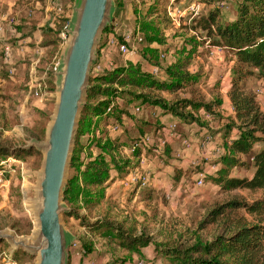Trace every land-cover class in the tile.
<instances>
[{"label":"rangeland","instance_id":"rangeland-1","mask_svg":"<svg viewBox=\"0 0 264 264\" xmlns=\"http://www.w3.org/2000/svg\"><path fill=\"white\" fill-rule=\"evenodd\" d=\"M121 1L124 5L123 11H116L114 22L108 27L110 30L115 23H118L122 33L125 30H132L136 24L141 23L140 15L141 19L145 14L150 16L149 20L159 24L165 39V45L155 44V47L162 51L163 66H168L181 57L188 65L187 70L198 76L197 81L186 80L182 87L175 91L151 88L145 89V92L170 103L187 98L204 103L221 99L224 102L221 109L227 118L226 115L230 113L227 98L230 97L232 69L236 58L228 50L219 55L199 33L198 41L205 42L201 45L202 53H196L187 60V54L180 55V51L186 46V40L191 38L190 35L194 37L190 29L194 25L179 28L173 24L167 9L171 0ZM189 1L177 0L173 6L184 7ZM197 1L203 9V16L215 7L213 4H208L206 0ZM74 2L75 0H0V21L7 18L15 19L14 26L9 32L7 31L8 42L17 45L21 41L20 44H26L29 49L26 55H19L14 49L13 76L7 75V68L4 64H0L1 147L23 150V147L32 139L41 142L45 140L46 128L53 116L57 100L56 86L49 82L52 79L50 73L53 70L55 72L61 62L62 49L67 38L64 39L60 35L59 38L65 41L59 45L51 44L56 41L55 32L59 31L67 18L70 20ZM237 12L236 2L231 0L228 8L223 10L220 22L234 20ZM110 30L103 34L102 42L97 50V62L100 61L103 40ZM38 48L43 49L42 54L35 53ZM112 56L121 65L119 55L113 52ZM32 59L37 62L36 65ZM151 62L143 58L130 64L138 65L142 72H149L153 69ZM33 65V73L38 79L35 85L40 88L37 94L30 93L29 90L30 71ZM92 73L96 74L94 71ZM159 77L163 80L167 76L162 72ZM54 80L56 81V77ZM128 90L133 93L141 92L137 87L131 86ZM246 90L257 99L263 98L264 78L248 79ZM100 99V96L95 100L92 99L91 103L95 104ZM115 103L118 108L127 110L128 115H125L120 131L117 133L110 131L111 134L114 137H120L125 144L133 139L146 140L148 137L150 139L143 145L142 153L141 149L139 150V156H134L131 152L132 145L120 147V150L116 152L117 161L123 164L126 160H130L131 168L123 171L119 178L121 181L115 179L107 185L104 192L105 199L101 205L83 203L73 205L85 221L93 225L108 221L124 231H130L136 235H150L160 243H184L189 246L196 243L197 236L210 241L215 235L225 233L237 223L244 225L257 223L256 216L241 208L228 210L217 221L206 222L212 210L231 201L251 203L264 197L263 191H224L210 179L217 174L219 166L216 161L223 153L224 145L221 134L217 132L222 125L212 114L200 111L198 117L201 123L192 124L177 119L171 114H164L158 108L146 106L137 112L138 107H128L127 104L122 105L116 101ZM85 108L81 122L84 118H90L84 113ZM190 110L189 107L186 112ZM39 130L42 132L45 130L43 137L31 136ZM87 139L88 135L82 141ZM34 150L37 152L36 149ZM90 153L94 157L97 155L95 149L88 147L83 156L85 157L86 154L90 158ZM23 158L18 160L5 155L0 156V232L12 231L20 238L32 239L37 229L34 218L35 188L44 157L37 152L33 156ZM177 169L185 170L181 180L177 178ZM136 170L137 181L142 177L144 184L142 186L140 184L125 185L128 176L134 174ZM251 171L239 167L232 173L239 177H249ZM116 173L113 168L112 174L116 176ZM73 174L74 169L71 165L69 180ZM200 179H203L202 185L199 184ZM65 203L69 208L72 207L66 198ZM63 219L75 239L74 243L77 238L93 243L94 251L88 256L89 263L104 259L105 264H134L132 252L127 253L119 246L118 238L113 230L108 228L90 230L88 226H83L80 219L71 217L69 213H66ZM76 244L79 248V243ZM71 252L72 255L76 254L78 249L74 250L71 247ZM21 253L24 252H13L7 241L0 242V264H37V257L26 253L24 256ZM162 260L164 264H167L165 259L162 258ZM80 261L81 264H85L84 259Z\"/></svg>","mask_w":264,"mask_h":264},{"label":"trees","instance_id":"trees-1","mask_svg":"<svg viewBox=\"0 0 264 264\" xmlns=\"http://www.w3.org/2000/svg\"><path fill=\"white\" fill-rule=\"evenodd\" d=\"M221 1L206 0L208 4L215 5L214 9L202 15L191 29L202 34L203 39L206 38L211 47L224 48L236 58L230 88V99L235 117L225 118L221 111L224 104L221 99L204 103L187 98L170 103L145 92V89L151 88L175 91L181 88L186 80H198V76L187 70L188 65L181 57L175 59L170 65L163 66L162 51L152 47L154 44L165 45L162 30L159 24L149 20L150 16L145 14L140 23L141 30L146 33V46L141 55L152 61V66L167 77L161 80L152 72H142L140 67L134 64L119 66L102 75H93L91 89L88 92V104L84 112L92 119L84 118L81 122L72 163L74 174L65 191L66 200L72 204L69 215L80 219L83 226H88L90 230L105 228L113 230L118 238L119 246L127 251L139 253L142 248L153 245L158 256L165 259L168 264H264V197L251 201V203L234 200L212 210L206 222L217 221L228 210L240 208L256 216L258 221L252 225L237 223L225 233L215 235L210 241L196 235V243L190 246L184 243H160L150 235H136L108 221L93 225L85 221L73 205L77 203L101 205L105 199L106 186L112 180V169L114 168L118 175H122L123 171L131 166L130 160H126L123 164L118 162L116 152L120 150V147L133 146L138 140L133 139L125 144L120 137H114L110 132L113 125H122L125 115H128L127 110L112 105V101L117 99L124 101L122 105L127 104L128 107L158 108L164 114H171L177 119L192 124L201 123L198 117L200 111L212 114L222 125L217 132L221 134L224 145L223 153L216 161L219 166L217 174L211 176L210 179L228 192L234 190L264 192V111L261 110L257 97L246 90L248 79L264 78V0H234L238 8L236 18L226 23L220 22L223 10L218 6ZM123 6L121 0H116V11H123ZM68 22L69 18L64 21L59 31L55 32L56 41L54 43L51 41L49 45L51 43V45H59L65 41L59 36L62 32L67 34ZM109 30L107 28L105 31ZM51 33H53L52 30ZM10 43L14 47V44ZM202 44L205 42L200 43L195 37L188 38L180 55L187 54V60H190L196 53H202L200 50ZM50 74L52 79L49 82L55 84L54 70ZM130 86L137 87L141 92L129 91ZM99 96L101 99L92 104V99L95 100ZM189 107L191 110L186 112ZM44 132L45 130L43 132L39 130L31 136L43 137ZM87 135L88 139L83 142L82 139ZM88 147L96 150L95 157L91 153L90 158L86 154L85 157L83 156ZM36 153L34 149L22 150L0 146V156L5 155L18 160H23V157L33 156ZM138 154L140 151L134 153L136 156H139ZM239 167L252 170L251 176L233 175L232 171ZM177 174L178 180H181L185 172L178 171ZM76 243H79L78 253H81L83 258L93 253L92 242L77 238Z\"/></svg>","mask_w":264,"mask_h":264},{"label":"water","instance_id":"water-1","mask_svg":"<svg viewBox=\"0 0 264 264\" xmlns=\"http://www.w3.org/2000/svg\"><path fill=\"white\" fill-rule=\"evenodd\" d=\"M115 0H75L66 28L67 39L56 77V105L43 142L32 139L23 148L36 149L43 163L34 197L37 229L32 239L0 232L13 252L37 257V264H69L74 238L64 222L71 212L65 203L82 113L91 89L93 69L105 30L114 22Z\"/></svg>","mask_w":264,"mask_h":264},{"label":"built area","instance_id":"built-area-1","mask_svg":"<svg viewBox=\"0 0 264 264\" xmlns=\"http://www.w3.org/2000/svg\"><path fill=\"white\" fill-rule=\"evenodd\" d=\"M231 0H222L219 3V8L221 10H226L228 8V4ZM177 0H171V3L167 7L168 9V16L170 17L173 24H175L179 28H183L185 26L191 27L192 25L196 24V21L199 20L202 17V11L200 3L197 0H190L184 7H174ZM176 14V15H175ZM141 20V15L140 18ZM15 24V19H3L0 21V63L3 62L4 65L7 66V72L9 75H14V47L11 43L8 42L7 39V31L9 32L12 27ZM113 28L110 30L109 34L105 36L103 40V45L101 46V57L100 61L97 62V64L94 67V73L97 75H102L105 72L109 70H113L114 68H117L121 66L118 64L113 58V52L117 53L119 55V58L122 60V67L129 66V64L135 60L139 59L141 57L142 50L144 49V46L146 44V38H145V32L141 30L140 23L136 24V26L132 30H125L123 33L120 31V27H118V23H115ZM191 29V28H190ZM192 35L197 38V40H200L199 33L194 31V29H191ZM61 36L66 39L67 34L62 32ZM209 44V42H207ZM211 47V46H210ZM23 48L20 47V49H17L18 51H22ZM212 49H215L217 53L223 54L226 49L221 47H212ZM43 49H37V54H42ZM163 58H165L163 56ZM34 65H36L37 62H33ZM34 65L30 71V78L31 82L29 85L30 93L37 92L40 90L35 83H38V79L34 75ZM154 75L159 76L162 72L159 71L157 68H153L151 71ZM42 80H40L41 82ZM43 83V82H42ZM41 83V84H42ZM39 86V85H38ZM116 102L123 104L124 101H121L120 99L113 100L112 105H116ZM112 110L109 109V112ZM137 112H140L141 109L137 108ZM120 131L119 125H113L111 127L112 133H117ZM150 137H148L146 140H149ZM144 138L141 140H138L137 143H135L131 147V152L136 153V151H139L140 149L144 148L143 145L147 142ZM137 170L134 171V174H130L125 182V185L129 184H140L143 185L144 181L142 177H140V180L137 181L136 174ZM129 174V173H128ZM199 184H203V179L199 180ZM72 249L77 250L78 245L74 243L72 245ZM78 256L83 257L81 253H76Z\"/></svg>","mask_w":264,"mask_h":264},{"label":"crops","instance_id":"crops-1","mask_svg":"<svg viewBox=\"0 0 264 264\" xmlns=\"http://www.w3.org/2000/svg\"><path fill=\"white\" fill-rule=\"evenodd\" d=\"M190 37L192 38V36L190 35ZM20 43H21V41H20ZM20 43H18V44H20ZM18 44L17 45H15L14 46V49H16L15 51H17L18 53L17 54H19V55H26V53L29 51V49H28V47H27V45L25 44V45H19L18 46ZM145 46H146V44H145ZM144 46V47H145ZM20 47L21 48H23L22 49V51H18L17 49H20ZM152 47H154V48H156L155 47V44L154 45H152ZM217 52V51H216ZM15 53V52H14ZM35 53H37V50H36V52ZM18 55V56H19ZM164 57H165V55H163ZM14 59H15V55H14ZM139 59H143V57H142V55H141V57L139 58ZM139 59H135V60H133L131 63H133V62H138L139 61ZM33 60V62H35V60L34 59H32ZM1 64V63H0ZM4 64V63H3ZM13 64L15 65V60H13ZM130 65V64H129ZM6 68H7V66L6 65H4ZM120 67H122V60H121V66ZM153 67V66H152ZM153 68H155V67H153ZM152 70H149V72H151ZM7 75H9L8 74V72H7ZM9 76H11V75H9ZM228 110L230 111V113H229V115H226V117H229V116H233V117H235V111H234V109H233V105H232V102H231V99H230V97L228 96ZM258 102H259V104H260V106H261V110H263L264 111V97L262 98V97H258ZM139 108V107H138ZM140 109H142V108H140ZM221 111H223L222 109H221ZM223 114L225 115V113H224V111H223ZM142 150L143 149H141V153H142ZM120 153V152H119ZM134 155V154H133ZM142 155V154H141ZM134 156H136V155H134ZM132 157V156H131ZM133 158V157H132ZM131 167H128L127 169H130ZM178 171H183V172H185V170H182V169H177V171H176V173L178 172ZM112 176V180L109 182V183H112V182H114L115 181V179H117V181H121L119 178L121 177V175H118V173H116V176H114L113 174L111 175ZM117 177V178H116ZM175 181V180H174ZM109 183L107 184V185H109ZM142 186V185H141ZM140 187V186H139ZM106 188H107V186H106ZM126 252L128 253H130L131 251H127L126 250ZM132 258H134V264H164V262H163V260H162V258H160L159 256H158V254H157V252H156V249H155V247L153 246V245H150L148 248H142L141 249V251L139 252V253H137V252H132ZM81 259H84V261H85V264H105L106 263V261H104V259H102V260H96L95 262H91V263H89V261H88V256L87 257H84V258H82V257H80V256H78L77 254H73L72 255V252L70 253V257H69V264H81L80 262V260ZM167 263V262H166ZM127 264H130V263H127ZM168 264V263H167Z\"/></svg>","mask_w":264,"mask_h":264}]
</instances>
